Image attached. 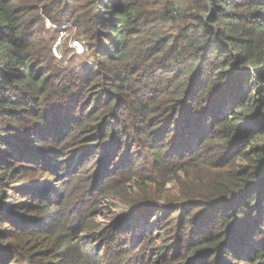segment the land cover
<instances>
[{
	"label": "trees",
	"instance_id": "1",
	"mask_svg": "<svg viewBox=\"0 0 264 264\" xmlns=\"http://www.w3.org/2000/svg\"><path fill=\"white\" fill-rule=\"evenodd\" d=\"M47 21L74 24L93 63L57 61ZM109 196L128 251L111 234L104 255L72 246L79 227L105 235L90 220ZM84 198L97 208L78 217ZM5 222L0 264L39 239L55 264H121L131 247L130 264H264V0H0Z\"/></svg>",
	"mask_w": 264,
	"mask_h": 264
},
{
	"label": "rangeland",
	"instance_id": "2",
	"mask_svg": "<svg viewBox=\"0 0 264 264\" xmlns=\"http://www.w3.org/2000/svg\"><path fill=\"white\" fill-rule=\"evenodd\" d=\"M44 30V31H43ZM43 32V37L47 38L50 40L51 43V50H52V54L54 56V58L57 61H60L61 63H63V66L66 67H73V66H82L84 61L88 64H92L93 60L91 59H84V51L86 52V46L84 45V43L82 42V40H79V38L77 37V33H78V29L77 27L72 24L71 22H69L66 25H60L58 23L55 22H50L47 21L45 24V27L42 29ZM42 36V34H41ZM77 44H79V46L82 47V49H78L76 46ZM86 171V169L90 170L89 168H84ZM93 170V168L91 169ZM149 187L152 188H157L158 185L156 184H148ZM75 189V186H74ZM77 190V189H76ZM179 190L180 189H176L175 183H169L167 185H165L164 187V191L165 193L167 192L166 195H169L172 198H176L177 196H179ZM74 193H76V191H73L72 196L76 197V194L74 195ZM129 196L126 195V197ZM50 197L52 199L55 198V193H51ZM49 197V198H50ZM5 199H7L6 201H11L12 203H16V202H25V203H31V205L33 204V206H37L40 205L43 202L37 201L34 202L33 200H29V199H24L21 198L20 195H13L12 192H9L8 194H6L4 196ZM77 200V199H76ZM87 198H84V200L78 202L77 204L80 207H76L75 208V212L76 215H78V217H82L83 215V211L84 209L87 207L86 212L90 213V210L93 209V207L95 208V206H93L90 201H86ZM5 201V200H4ZM15 201V202H14ZM162 203V202H160ZM76 204V205H77ZM52 205L50 204V206H46L43 209L42 214L39 216L41 217V219H44L47 222H50V220H52L54 218V216L57 214L56 210H52ZM77 205V206H78ZM97 208V207H96ZM95 208V209H96ZM124 208L125 206L121 204V202L113 197H106L104 199H102V201L99 204V208L96 209L94 211L95 217L92 218L90 220L91 223L96 224L98 226L101 227V229L104 230L105 235H101L98 234L97 236L94 235H85L83 234H78L80 232V227L75 232H72L70 234L71 237V242L73 244H71L72 246L80 244L81 246L87 247L88 249H91L92 252L94 253H99L100 255H104L107 251V248L103 247L104 243L106 244L105 240L106 237L108 235L111 234L110 237H112V239L114 240L113 243L116 246V252L121 254V253H126L128 250V248H124L125 245V236H119L118 235V229H117V225H118V219H123L124 216ZM21 215H29V213L24 212V213H20ZM16 212L15 214H13L11 217H13L14 221H19V223H21V218L18 217V215ZM35 215V214H32ZM64 215V214H63ZM85 215V214H84ZM28 217V216H27ZM129 217V216H128ZM129 218H126V222H128ZM121 224V223H119ZM9 224H6V222L4 223V225L2 227H0V232H8L10 230H13L14 228L11 226V228H8L10 226H8ZM63 221L62 222H58L57 221V225L54 226L52 229H47L42 227V229H40V234L43 236H45L46 234H49L47 232H53L55 227H62ZM8 226V227H7ZM21 226V224H20ZM112 231V232H107V231ZM15 230V229H14ZM16 231V230H15ZM29 230V226L27 227V230L23 233L28 234ZM46 232V233H45ZM7 234V233H6ZM5 239V235H0V246H5L7 243L4 242ZM38 242V243H37ZM151 246H156L159 247L162 245V241L155 239L153 242H150ZM33 245H35L34 247V251L32 252H26L23 250H18V254H11L10 256H8V258L6 259V261L4 262V264H9L12 259H16V257L18 256V259L16 261L17 264H53L55 262V253L59 250V245L58 244H54V245H50L49 243L45 244L43 241H34ZM155 248V249H156ZM131 252H129L123 262L121 264H130V258L136 253L137 250H139L138 248H135V250H132V247L130 248ZM3 249L0 248V252H2ZM64 251V249H63ZM76 252H80L79 249H72L67 255L66 257L68 258V256H70V254L72 256H75ZM163 253L164 255H166L165 251H155V252H149L146 256L150 257V256H155L156 253ZM185 250H181L180 253V258L183 257L185 255ZM108 253V252H107ZM114 255H116L115 253H113ZM53 255V257H52ZM171 257V254L169 255L168 258ZM5 258L0 256V260H2ZM15 263V262H14ZM15 263V264H16ZM115 263V262H114ZM111 263V264H114ZM55 264V263H54ZM149 264V263H147Z\"/></svg>",
	"mask_w": 264,
	"mask_h": 264
},
{
	"label": "built area",
	"instance_id": "3",
	"mask_svg": "<svg viewBox=\"0 0 264 264\" xmlns=\"http://www.w3.org/2000/svg\"><path fill=\"white\" fill-rule=\"evenodd\" d=\"M78 49H82V47L81 46H79V44H77V46H76Z\"/></svg>",
	"mask_w": 264,
	"mask_h": 264
}]
</instances>
